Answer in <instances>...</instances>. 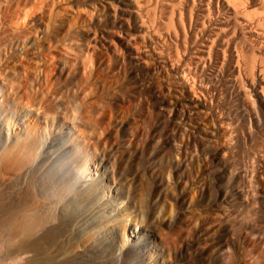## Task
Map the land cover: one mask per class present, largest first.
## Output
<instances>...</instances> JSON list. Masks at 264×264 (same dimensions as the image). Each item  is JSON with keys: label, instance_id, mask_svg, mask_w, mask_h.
Segmentation results:
<instances>
[{"label": "bare ground", "instance_id": "1", "mask_svg": "<svg viewBox=\"0 0 264 264\" xmlns=\"http://www.w3.org/2000/svg\"><path fill=\"white\" fill-rule=\"evenodd\" d=\"M41 3L42 0H20L19 2L17 0H0V264H178L179 262L176 263L174 258L167 256L169 254L164 256L167 252L166 244H168H165L164 238L166 237L167 240L168 235L163 234H168L165 228H171L176 218L172 219V216L168 220H163L160 217L159 219L163 221L158 219L159 221L155 222L160 216H158V211L162 206L159 202L161 197H157V199L159 198L157 201L151 196L153 192H145L141 188V190L131 191V183L123 180H119V183L116 180L117 172L111 171L110 168L108 170L109 156L96 149L95 136L91 134L96 132L93 130L95 123L93 119H89L91 116L87 117V120L86 117L79 118L78 112L77 119L84 118L85 120L78 119V123L69 121L64 110L66 103L71 99L69 100L68 96H66L67 100L63 99L59 92L58 95L50 97L53 94V92L47 91L53 89H50V80L46 83H49L47 90L45 89L46 85L45 88L44 85L42 88L36 87L39 82L35 83L39 79H36L37 81L34 83L33 74L29 77L30 71L26 72V64L24 65L20 58L16 59V55H13L12 46H17L19 39L24 41L25 38H30L33 29L27 26L28 17L33 15V12L40 10ZM101 6L104 9V15H94V10L91 11L93 26L95 21L100 29H105L106 25H116L124 29V24L130 22L129 31L125 30L128 40L132 41L137 37L142 41L149 40L154 45L159 44L158 53H154L158 54L157 67L167 76V82H165L167 92L169 91L171 94V91L173 93L187 91L189 93L187 95L186 92L187 96L185 97L184 94V99L181 97L182 100L177 96L176 100H173V96L172 98L168 96L169 99L165 102L155 103V107L163 112V116L166 115L168 118L178 119L184 123V119L190 120L185 118L187 115L190 118L192 116L195 118L202 110H207L205 102L207 100L204 101L197 95V89L207 91L213 84L202 85V81L199 85L200 83H197L198 73L205 71L210 73L214 71L215 73V70L219 73L214 74L219 76L215 79L218 78L220 86L222 82L228 89H226L227 92L230 91L235 108V111L232 110L233 113L235 112V120L234 125L231 126L226 122L227 118H224L225 120L220 118L221 120L219 119L215 127L198 131L201 145L209 143L213 140L212 137H217L219 134L226 141L224 142L226 144L223 143L224 146L220 149L217 150L214 147L216 150L211 154L212 162L215 165L211 179H209L212 182V189L206 191L205 200L200 206H204L206 211H212L220 207L221 203L228 201L230 204L229 200L236 197L238 199L236 210L240 214V216H236L242 217L243 220L245 219L244 221L248 222L249 214L254 210L253 204L260 203L256 204L255 198L250 199H253L254 203L247 199L248 191H252L254 187L248 190L250 185L252 186L251 179L255 174L248 170L253 174L248 175V160L255 163L259 158L260 162H264V0H103ZM83 8L81 11L85 10ZM83 13L87 14L86 11ZM125 31L123 32L125 33ZM89 36L91 35L85 36L88 37V41L84 38L78 43L77 46L81 47V50H88L91 47L90 42H93L94 38ZM68 42L70 41L68 40ZM66 47L65 45L63 49L69 51ZM85 54L86 57L88 54ZM134 57H130L131 61ZM152 62L154 61L152 60ZM79 63L88 64L87 59L83 57ZM135 76H137V72ZM59 88L60 86L56 88V91L54 88L53 91H60ZM87 88L84 84L78 91L76 90V93L85 101L84 104L86 103L84 98L88 95ZM69 91L70 89L66 94ZM173 95L175 96V94ZM76 98L74 99L76 102L73 103L77 107L79 98ZM67 105L69 106V104ZM224 105L226 104L224 103ZM84 106L82 107L84 108ZM88 106H86L87 110ZM63 107L65 108L62 109ZM71 111L75 112L73 109ZM76 112L75 116H73L74 114L72 117L70 116L71 118L75 117L73 118L75 121ZM88 114L91 115L90 112ZM82 115L84 116V114ZM199 117L197 116V118ZM216 118L218 119V117ZM190 121L189 123L187 121V124H190ZM162 122L165 123V120ZM181 122L178 123L181 124ZM196 127L198 129L199 125ZM205 127L201 126L200 128L204 129ZM82 128L90 132L88 136H85V132L83 134ZM67 130H71L68 135ZM194 132L197 133V131ZM100 140H102L101 137ZM174 141L172 137L169 143L172 146L177 145ZM213 144L215 143L213 142ZM194 145L196 146V143ZM196 149L198 150V148ZM233 151H236V154L231 156ZM229 153L231 157H228ZM252 171H254L253 168ZM120 174V177L123 176L122 173ZM141 175L137 171L132 182L140 180ZM162 186H164V190L162 189L161 193L165 196L170 186V180L164 179ZM157 191L159 192L158 188ZM249 195L251 196V194ZM262 196L264 198V195ZM220 201L221 203H219ZM227 208L229 209V207ZM256 211L258 212V210ZM179 212L181 213V211ZM190 212L192 211L190 210ZM201 215L203 214L201 213ZM223 215L227 214L223 213ZM233 215L235 216V214ZM255 219L252 226H255L257 220L261 221V218L256 221ZM231 221L233 220L231 219ZM240 221L241 219L238 223ZM232 225L231 228L234 227ZM256 226L259 227L256 229L264 249V222L262 221L261 225L257 224ZM215 227L217 228V226ZM163 230L165 231L163 232ZM229 231L231 233L232 230L229 229ZM206 232L205 230V234H209ZM223 236L217 242L219 247H216L217 249L212 252L219 260L224 253V255H228L226 253L229 251L227 250L229 242L227 243V239H225L226 235ZM199 240L201 241V239ZM169 241L171 240L169 239ZM201 245L203 246L202 243ZM204 247L209 250L211 248L209 245ZM262 248L261 250H263ZM196 250L198 251V249ZM195 256L197 258V254ZM201 256L196 264L210 262H207L203 255ZM258 257L256 256L257 260ZM222 259L225 263V258L222 257ZM253 260L255 259L253 258ZM261 260L264 264V259H260L259 262ZM229 262L231 263V260ZM251 264H255V262Z\"/></svg>", "mask_w": 264, "mask_h": 264}, {"label": "rangeland", "instance_id": "2", "mask_svg": "<svg viewBox=\"0 0 264 264\" xmlns=\"http://www.w3.org/2000/svg\"><path fill=\"white\" fill-rule=\"evenodd\" d=\"M17 1L19 2L20 0H17ZM102 1L103 0H42L40 10L39 11L35 10L36 12H33L32 13L33 15L29 16L30 18L28 17L27 26L33 29L32 34L30 35V38H28V39L25 38L24 41H23V39H21V40L19 39L17 46L16 45L12 46L13 47L12 53L14 52L13 55L14 56L16 55L15 56L16 59L20 58V60H22L24 65L26 64L25 65L27 67L26 72L28 73L30 71L28 73L29 77H31L33 74V76L35 78L33 80L34 83L37 81L36 79H39L35 83V84H37L39 82V84L36 87L42 88V86L44 85L43 87L45 88V85H46L45 89L47 90L49 88L47 86H49V83H50L51 85H53V86L50 85V89L55 88L54 91H56V88H58L60 86V88H59L60 91L54 92L53 89H51L50 91L48 89L47 91L49 93L53 92V94H51L50 97L58 95V92H59V95L63 99L67 100L66 96H68L69 100L71 99L72 102L71 101L67 102L66 106H65L66 109L64 110V112L66 111L65 112L66 117L68 116L67 118L69 121H71V122L74 121V122L78 123L79 118H82V117L85 118L86 117L85 119L87 120V117L89 118L91 116V118H89V119H93L94 123L96 125V126L94 125V129H93L96 132L93 131L94 133H91L92 136H95L94 137V143H96L95 144L97 146L96 149L98 151L101 150V152H103L109 156L110 164L108 165V170L110 168L111 171L114 170L113 172H115V171L117 172V173L115 172L116 177H117L116 178L117 181L123 180L124 182L128 181L129 183H131L130 184L131 191L142 189L145 192H147V191H150V193L153 192V193H151L152 195L151 194L150 195L154 198V200L158 201L159 198L161 197L162 200L160 199L161 201L159 200V202L161 203L160 206L161 205L162 206L160 207L161 210L158 211L160 213V214L158 213V216L159 215L160 216L157 218V221H155V222H158L161 219L168 220V219L172 218V216H173L172 219L176 218L174 220L175 225L172 224L171 228L170 227L165 228L166 232L168 231L167 232L168 234L163 233L164 235H168L167 236L168 238L171 236L169 238L171 241H169L168 238L166 240V237L164 238L165 244L168 243V244H166L167 252L165 253L164 256L169 254L167 256H170L172 259L174 258L176 263L179 262L178 264H190V263L196 264V261L199 259V256L202 257L201 255H203L205 257L207 262L210 261V262H208V264H211V263L213 264V262H214V264H222V263L223 264H231V263L232 264H251L252 262L253 263L255 262V264H262L263 260L260 261L261 263L259 262V260L264 259V255H263L264 249L262 248L263 246H261L262 240L260 239V235L257 232V229L259 227H257L256 225L258 224V226H259L262 224V221L264 222V219H263L264 218V213H263L264 212V198L262 196V195H264V162H260V159L258 158V160H259L258 161V160H256L257 159L256 158L255 159L257 161V162H255L257 164V166H256V164L254 162L252 163V160H248L247 171L251 170V172H253V174L255 173L253 175L251 172L248 171V175L251 173L254 177L253 178L251 175L252 186L250 185L251 188L249 187L248 190L252 189L253 186L254 187L256 186L255 188L253 187V189H252V191H255L256 193L252 192L251 190H250V192L248 191L247 199H248V201H251V203H254V202H252L254 200H255L256 204L258 202H260L257 205L253 204L254 205V208H253L254 212L252 211L249 214L250 220L248 222L244 221L245 219L243 220L242 217H239L240 214H238L239 212H237V210H236V208L238 207L237 206L238 199L236 197L229 200V202L231 201L230 204L228 203V201L224 202V203H221V201H220L219 203H221L222 206L219 205L220 207H217L212 211H206V208H204V206H200V205H203L202 203L205 200L206 191H208L210 188L212 189V184H211L212 182L209 179H211V174L214 170L215 165L212 162L213 159H212L211 154L213 152H215L214 150H216V149L218 150L222 146H224V144H226L224 142H226V141H225V139L223 140L222 139L223 136H221L219 134V135H217L218 138L212 137V139H213L212 141H210L209 143L207 142V143H204L203 145H201L202 142H201V139L199 138L198 131L206 130L207 128L209 129V127L210 128L215 127L216 126L215 124L218 123L220 118L221 119L223 118V120H225L227 118L226 122L230 123L231 126L234 125L235 112L233 113V111H235V108H234V103L232 101L233 98L230 94V91L227 92L228 89L225 87V85H223L221 82V86H220V84H219L220 82L218 83V78L215 79L216 77H219L218 75H216V76L214 75L215 73L219 74L218 72H216V70H215V73H214V71L212 73H210L208 71H205L206 73L205 72L204 73H198L199 80H197V83L199 82L200 83L199 85H201L202 81H203L202 85L208 83V86H209V84L210 85L213 84L212 85L213 87L212 86H210V87H212L214 89H212L210 87L207 89V91L204 89H200V91H199V88L197 89V95H199L200 98L203 99L204 101L205 100L208 101V102L205 101L208 109L202 110V112H200L199 115L195 116L196 119L194 118V116H192L190 118V116L187 115V117H185V118L190 119L191 121L184 119L186 123L185 122L183 123V121L181 122L178 119L177 120L175 119L176 120L175 121L171 117H170L171 119L168 118L166 115L163 116V112L155 107V103H157V102L159 103V102H163V101L165 102L169 98H172V96L174 98L177 96L178 99L182 100V98L184 99V94L187 91L185 93H184V91H177V92L173 93V91L170 90L172 95L170 94L169 91L167 92V90L165 89V84H166L165 82H167L166 81L167 76L165 75V73L162 70H160L157 67L158 66L157 65V55L158 54L156 55L155 53L156 52L158 53V49H160V46H158L159 44L154 45L149 40H143L142 41L141 39H139L137 37L132 39V41L128 40V38L126 36V32L129 31L128 29H130L129 28V26H131L130 22L129 23L126 22V24L128 26L126 24H124V29H123V27L120 28L116 25H114V26L106 25L105 29L101 28L102 29L101 30L95 24V21H94V26H93L91 11L94 10L93 11L94 15H96V14L104 15L103 14L104 9L101 6ZM91 5L92 6L95 5V6L92 7ZM82 8H83V10L84 9L85 10L81 11ZM85 11L87 12V14L83 13ZM39 14H40V16H39ZM94 17H96V16H94ZM57 20H59V21H57ZM90 26H91V28H90ZM82 29H83V31H82ZM125 30H127V31H125ZM123 31H125V33ZM87 34L88 35L90 34L91 36H89V37L94 38V40H93V42L92 41L90 42L91 47L88 48V50H81V47H79L77 45H79L78 43H80V40H82L84 38H85V40L88 41V39H87L88 37H85ZM68 40L70 42H68ZM74 41H76V42L79 41V42L76 43ZM68 43H69V45H68ZM65 45L67 46L66 48L69 51H66L63 49L65 47ZM68 48H70V49H68ZM143 48L145 49L146 52L143 51L144 50ZM154 50H156V51H154ZM87 51H89V52H87ZM85 53L88 54L86 56L87 58L85 57V55H86ZM15 57H14V59H15ZM82 57L84 59H87L88 64L82 65L79 63V60ZM130 57H134L135 60H134V58H132L133 60L131 61ZM152 60L154 62H152ZM63 64H64V66H63ZM84 71H85V74H84ZM76 72H77V74H76ZM136 72H137V76H135ZM73 74H75V75L73 76ZM210 74H212L214 76H212ZM52 76H53V78H52ZM58 76H60V77H58ZM68 76H69V78H68ZM44 77L46 78V80ZM65 79H67L69 82L66 80L67 81V83H66ZM49 80H50V82H49ZM47 82H49V83L46 84ZM58 82H60V83H58ZM65 83L67 84V86L69 85L70 87L68 86V88H67ZM84 84L86 85V88L89 87V88H87L88 90L86 92L88 95H87V97L85 96V98H84V100H86L85 104H84L85 101H83V99H81V97L76 93L80 89V87H83ZM215 84H217V85H215ZM39 85H41V86H39ZM54 85H55V87H54ZM64 85H65V87H64ZM75 85H77L78 87L76 88ZM146 85H148V87H146ZM159 85L161 88L159 87ZM214 85L217 87H215ZM154 88L155 89L157 88V89L155 90ZM63 89L66 91H64ZM69 89L71 92L69 91L66 94V92ZM73 90H74V92H72ZM89 90H90V92H89ZM61 91H63V92H61ZM159 91L160 92L162 91L161 94ZM60 92L63 94H61ZM179 92H183V93H179ZM54 93H55V95H54ZM168 93L171 95V97ZM74 94H75V96H74ZM162 94L164 95V97ZM173 94H175V96ZM181 94H183V95L181 96ZM188 94L189 93L187 92V95ZM213 94L214 95L216 94V95L214 96ZM62 95H64V96H62ZM160 95H161V99H160ZM187 95L185 94V97ZM229 95L231 96V98ZM168 96H169V98H168ZM225 96H226V99H225ZM76 97L79 98L80 100L77 99ZM177 97L175 99L173 98V100H176ZM75 98L77 99V104L75 103L77 105V107L73 103L74 101L76 102V100H74ZM224 100H226V101H224ZM229 100H231V101H229ZM213 103H214V105H213ZM224 103L226 105H224ZM67 104H69V106ZM81 104H82V106L85 105L84 108L81 106ZM95 104H97V105H95ZM74 106H75V109L77 108L76 110L74 109ZM86 106H88V110H87ZM222 106H223V108H222ZM65 107H63L62 109H64ZM71 107H73V108H71ZM85 107H86V110H85ZM71 109H73V111H75V112L77 111L76 112V114H77L76 115V121H75V119H73L75 117L71 118L72 115L75 113V112H72ZM83 110H84V112H83ZM181 111H183V110H181ZM207 111H208V113H207ZM78 112H79L80 116H78L79 115ZM89 112L91 113V115L88 114ZM82 114H84V116ZM86 114L89 116H87ZM176 114L179 115L178 113H176ZM73 116H75V114ZM77 116L79 117L78 119H77ZM197 116L198 117L200 116V117L197 118ZM225 116H228V117H225ZM216 117H218V119ZM84 118L82 120L81 119H79V120L83 121V120H85ZM164 120H165V123L162 122ZM187 121H188V123L190 121V124H187ZM211 121H212V123H211ZM178 122H181V124ZM191 124H192V126H191ZM194 125H195V127L197 125H199V128L201 126L202 127L206 126V127L204 129L203 128L197 129V127L195 128ZM192 127L194 130L192 129ZM190 130H192V131H190ZM67 131H66V133L68 135V133H70L71 130H67ZM194 131H197V133ZM82 132H83V134L85 132V136H88L90 133L88 131H85L84 128H82ZM193 135L196 137L194 138ZM100 137L102 140H100ZM172 137L175 140L174 143L177 145L172 146L169 143V140ZM198 139H199V141H198ZM191 142L193 145L191 144ZM213 142L215 144H213ZM194 143H196L197 147L194 145ZM112 145H113V147H112ZM216 145H218V146L216 147ZM180 146H181V148H180ZM207 146H208V148H207ZM196 148H198V150ZM236 151H233L231 153V156H233V154H236L235 153ZM140 153H141V155H140ZM227 156H228V154H227ZM231 156L229 153L228 157H231ZM249 161H251V162L249 163ZM144 162H146V163H144ZM114 163H115V165H114ZM184 163H186V164H184ZM253 165H254V167H252ZM112 166H114V167H112ZM249 166H251V167H249ZM127 168H128V170H126ZM252 168L254 171H252ZM256 169H257V171H256ZM137 171H139L140 174H142L141 175L142 177L140 176V180H137L136 182L133 183L132 181H133L134 175L137 173ZM262 171H263V173H262ZM120 173H122L123 176L120 177V175H121ZM207 173H208V175H207ZM124 176H125V178H124ZM162 177H163V179H161ZM164 179L170 180V186H169L168 192H167L168 195L166 194L165 196L163 195V193H161L162 192L161 190L162 189L164 190V188H163L164 186H162V181L164 183ZM253 179H254V181H253ZM120 181H119V183H120ZM142 183H143V185H142ZM203 184H205V185H203ZM161 186H162V188H161ZM157 188L159 189V192L157 191ZM257 192H259V193H257ZM159 193H160V196H158ZM249 194H251L252 197ZM254 195H255V197H253ZM248 196H250V197L248 198ZM261 196H262V198H261ZM157 197H159V198L157 199ZM251 198H253V199L255 198V199L250 200ZM199 202H200V204H199ZM223 206L224 207L227 206V207H229V209L226 207L225 208L226 211H225ZM230 206L233 208H231ZM180 207H182V208H180ZM177 210H178V212L181 211V213L182 212L183 213L182 214L180 212L178 213ZM190 210L192 212H190ZM256 210H258V212ZM199 211H202V212H199ZM217 211H218V213H217ZM233 211H235L236 213L235 212L232 213ZM222 212L224 214L226 213L227 215H223ZM201 213L203 215H201ZM210 214H212V215H210ZM233 214H235V216L236 215H239V216L235 217ZM183 215H184V217H183ZM226 216L227 217L229 216V217L227 218ZM160 217H161V219H159ZM237 217H239V218H237ZM255 217H256V219H255ZM179 218H180V220H179ZM258 218H261V221H260V219L258 221L257 220ZM231 219L233 221H231ZM234 219H236V220H234ZM238 219L239 220L241 219V221H243L245 225L241 221H240V223H238V221H239ZM254 219H255V221L257 220L256 224H255L256 227L252 226V225H254ZM163 220H161V221H163ZM221 221H223V222H221ZM234 221H235V223H234ZM228 222H229V224H228ZM232 224L234 225V227H232L234 230L231 228ZM239 224L241 225V227ZM242 225H244L243 226L244 228L242 227ZM215 226H217V228ZM228 228L230 230H232L231 233H230ZM240 229H241L242 233L239 232ZM244 229H246V230H244ZM165 230H163V232ZM205 230L207 231L206 233L209 232V234H205ZM237 232H239V233H237ZM226 233H229V234L227 235ZM233 234H235V235H233ZM213 235H214V237H213ZM223 235H226L225 239H227V243L229 242L228 247H227V248H229V249H227L229 251L226 250L228 252L226 254H228V255H224L225 253L223 254L224 256L222 255V257L225 258V263H224V261H223L224 259H222V257H221V259H222V263H221L220 262L221 259L219 260V258L215 257V253H214V255L212 254V252L217 249L216 247H219L217 245V242L221 239V236H222V238L224 237ZM255 235H257V236H255ZM172 236H174V237H172ZM205 236L209 237V238L207 239ZM214 238L217 240L215 241ZM238 238H239V240H238ZM199 239H201V241ZM201 243L203 244V246L201 245ZM207 243H209V244H207ZM258 243H260L259 246H258ZM214 244H215V246H214ZM206 245L211 246V248L209 247L210 250L208 248L204 247ZM212 246H214L215 248ZM169 247H170V249H169ZM261 248L263 250H261ZM196 249H198V251ZM202 249H204V250H202ZM207 251H209V252H207ZM172 253L173 254L175 253L176 255L175 254L173 255ZM196 254H197V258L195 256ZM242 256H243V258H242ZM250 256H251L252 260L250 259ZM252 256L255 260H257L256 256L257 257L260 256V257H258V260L255 261V260H253ZM239 257H241V258H239ZM237 259H239V260H237ZM230 260H231V263L229 262ZM250 260H251V262H250ZM226 262H229V263H226Z\"/></svg>", "mask_w": 264, "mask_h": 264}]
</instances>
